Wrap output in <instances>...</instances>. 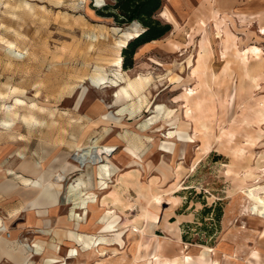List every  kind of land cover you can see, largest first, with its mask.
Returning a JSON list of instances; mask_svg holds the SVG:
<instances>
[{"label": "rangeland", "instance_id": "obj_1", "mask_svg": "<svg viewBox=\"0 0 264 264\" xmlns=\"http://www.w3.org/2000/svg\"><path fill=\"white\" fill-rule=\"evenodd\" d=\"M107 3L0 0L6 235L46 252L52 216L82 235L63 247L80 264H249L264 229L248 196L264 199V0H164L170 31L127 69L121 45L143 27L95 12ZM9 171L53 183L47 206L21 184L10 200Z\"/></svg>", "mask_w": 264, "mask_h": 264}, {"label": "crops", "instance_id": "obj_2", "mask_svg": "<svg viewBox=\"0 0 264 264\" xmlns=\"http://www.w3.org/2000/svg\"><path fill=\"white\" fill-rule=\"evenodd\" d=\"M155 42V41H154ZM150 43V42H149ZM153 43V41H151ZM147 44V43H146ZM10 178H5L4 185L6 189L9 190V199L11 200L14 196L18 193V184H21L23 187L21 188L23 193L22 195L26 198H34L32 200V208L34 207V201L36 204H42L43 206H47V198L45 196V193H47V190H49L50 186L53 183L48 181L47 179H44L43 184L44 188H40L38 185L34 184V181H30L28 178H25L21 175L16 174L15 172L9 171L8 172ZM24 178V180H23ZM29 180L26 182V180ZM18 180V181H17ZM26 182V183H25ZM0 188L2 190V184L0 185ZM32 195H29V194ZM35 193V194H34ZM34 194V195H33ZM41 201V202H39ZM10 207L12 206V203L8 204ZM17 207V204H15ZM89 206L88 204L86 205ZM50 209L47 211V214L49 215L50 212H52L53 209L56 207L48 206ZM89 207L92 208L90 205ZM82 209L81 207H79ZM40 213V212H39ZM18 214V211L15 215ZM39 215V214H38ZM35 214L34 216H38ZM12 217V216H11ZM39 218L36 219V224L40 225L43 221V217L38 216ZM53 217L51 216L48 220L49 227L54 226V233L52 234L56 241L53 243L51 242H44L46 243V246L49 248L46 252H43L40 249H35L30 245V248H26L22 243L18 241L17 238V232H10V234L6 235L8 233V226L5 222H3L0 218V264H80L78 249L71 247V248H63L65 246V243L67 241L69 244H72V246H80L82 244V235L75 232L66 233L65 227L66 225H72L70 221L73 220H67L65 218L58 219L57 221H53ZM36 224H34L36 226ZM75 224V223H74ZM76 225L78 226V229L81 228V225L79 224V221L76 222ZM6 229H5V228ZM41 238L44 239L47 238V235L41 234ZM258 237V238H257ZM256 237V246L255 249H252L249 251L248 255L246 256V260L249 264H264V229L259 233V236ZM261 243V244H260ZM260 246V247H258ZM89 245H84L83 251L88 250ZM73 249L76 250L75 256H69V251ZM57 258L59 262L56 263H49L47 262L48 259ZM243 259H237L235 261L229 260L228 264H243Z\"/></svg>", "mask_w": 264, "mask_h": 264}, {"label": "trees", "instance_id": "obj_3", "mask_svg": "<svg viewBox=\"0 0 264 264\" xmlns=\"http://www.w3.org/2000/svg\"><path fill=\"white\" fill-rule=\"evenodd\" d=\"M164 0H113L101 10L95 12L105 18H111L117 25H129L138 22L143 30L131 39L122 50L124 69L133 65V56L141 45L161 39L166 35L171 26L155 18V13L163 6Z\"/></svg>", "mask_w": 264, "mask_h": 264}, {"label": "bare ground", "instance_id": "obj_4", "mask_svg": "<svg viewBox=\"0 0 264 264\" xmlns=\"http://www.w3.org/2000/svg\"><path fill=\"white\" fill-rule=\"evenodd\" d=\"M137 35H134V36H126L125 37V40H124V43H123V45H121V47H125V45L131 40V39H133L134 37H136ZM120 47V46H119ZM257 49L254 47L253 49H251V52H255ZM248 61V60H247ZM117 65L118 66H120L121 65V58H119L118 60H117ZM132 85V84H131ZM120 101V99L119 98H117V99H114V102H115V104L116 103H118ZM15 103L16 104H20V102L18 101V100H16L15 101ZM10 110V109H9ZM12 111V110H11ZM9 113V112H8ZM13 113V112H12ZM17 116V115H16ZM19 117V116H18ZM8 125H10V124H8ZM111 148L110 147H108V146H106V147H102V148H100L99 149V152L98 153H101V154H108L109 153V150H110ZM96 154V153H95ZM99 161V160H98ZM13 172V171H12ZM52 176V175H51ZM53 177V176H52ZM26 178V177H25ZM63 178V177H62ZM61 178V179H62ZM60 179V178H59ZM23 180H24V178H23ZM26 180V182L27 181H29V180H27V179H25ZM18 181V180H17ZM25 182V183H26ZM27 184H28V182H27ZM34 184H36V185H38L40 188H44V184H43V181H41V180H39L38 182L37 181H34ZM249 196V198H250V200L251 201H253V205H252V209H253V212L254 213H259V214H263L264 215V199H260V198H258L257 197V195H256V192L254 191L253 193H252V195H248ZM5 228V227H4ZM6 229V228H5Z\"/></svg>", "mask_w": 264, "mask_h": 264}]
</instances>
